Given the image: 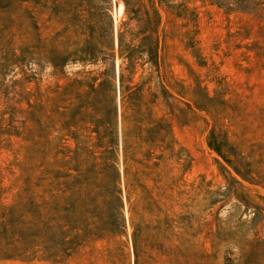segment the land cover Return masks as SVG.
<instances>
[{"label": "trees", "instance_id": "trees-1", "mask_svg": "<svg viewBox=\"0 0 264 264\" xmlns=\"http://www.w3.org/2000/svg\"><path fill=\"white\" fill-rule=\"evenodd\" d=\"M122 1L115 23L112 0H0V260L59 264L93 242L124 246L127 205L133 264L152 250L163 264H264V207L223 164L222 197L234 191L255 213L232 232L215 216L203 232L221 199L202 175L187 180L193 157L173 131L202 108L163 81L156 1Z\"/></svg>", "mask_w": 264, "mask_h": 264}, {"label": "rangeland", "instance_id": "rangeland-1", "mask_svg": "<svg viewBox=\"0 0 264 264\" xmlns=\"http://www.w3.org/2000/svg\"><path fill=\"white\" fill-rule=\"evenodd\" d=\"M155 1L161 15L163 81L176 97L202 108L187 123L180 117L173 120L175 137L193 157L186 178L197 182L202 175L209 184L206 190L218 192L207 196L221 199L205 212L210 225L203 232L217 230L215 216L221 221V231L232 232L238 222L250 223L255 211L239 204L234 191L222 197L226 180L221 164L243 182L252 202L264 207L259 197L264 198V0ZM131 3L137 6L147 0ZM111 13L115 23L126 18L122 0H112ZM49 73L47 68L36 74L42 86L53 80ZM34 86L32 82L30 87ZM212 146L220 147L229 165ZM6 157L1 153L0 162ZM125 217L127 237L119 238L124 246L107 240L93 242L59 264H133L127 205ZM259 234L264 236V225ZM148 252L152 258L145 264H163L154 250ZM0 264L54 263L0 260Z\"/></svg>", "mask_w": 264, "mask_h": 264}]
</instances>
